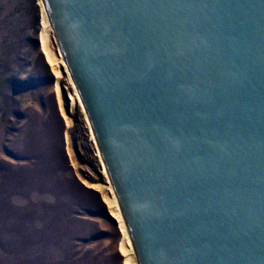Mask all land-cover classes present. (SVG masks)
<instances>
[{
    "label": "water",
    "instance_id": "95a60500",
    "mask_svg": "<svg viewBox=\"0 0 264 264\" xmlns=\"http://www.w3.org/2000/svg\"><path fill=\"white\" fill-rule=\"evenodd\" d=\"M137 264H264V0H43Z\"/></svg>",
    "mask_w": 264,
    "mask_h": 264
},
{
    "label": "rangeland",
    "instance_id": "374dc122",
    "mask_svg": "<svg viewBox=\"0 0 264 264\" xmlns=\"http://www.w3.org/2000/svg\"><path fill=\"white\" fill-rule=\"evenodd\" d=\"M41 3L0 0V264H128L132 245L54 34L53 63L43 52Z\"/></svg>",
    "mask_w": 264,
    "mask_h": 264
},
{
    "label": "bare ground",
    "instance_id": "6f19581e",
    "mask_svg": "<svg viewBox=\"0 0 264 264\" xmlns=\"http://www.w3.org/2000/svg\"><path fill=\"white\" fill-rule=\"evenodd\" d=\"M42 2V3H41ZM40 3L42 4V10H43V27H44V32H43V35H42V48H43V52L45 53V55H46V57H47V60L50 62V63H53V58H52V54H51V52L48 50V48H47V44H46V42H47V39H46V37H47V35H49V34H54V36H55V38H56V42L58 43V47H59V50H60V52H61V55H62V59H63V53H62V50H61V48H60V45H59V42H58V38H57V36H56V32H55V29H54V27L51 25V23L49 22V20H48V17H47V14H46V10H45V7H44V4H43V0H40ZM63 62H64V60H63ZM64 65H65V62H64ZM66 68H67V66H66ZM67 71H68V69H67ZM69 73V72H68ZM70 81L72 82V79H71V77H70ZM74 82H72L71 84L73 85V87H75L74 86V84H73ZM75 90H76V87H75ZM76 94H78L77 93V90H76ZM78 97H79V95H77ZM92 135H93V132H92ZM95 139V138H94ZM110 190H111V193H112V196H113V201H112V204H111V207H110V211H113L114 212V215H115V217L117 218V220H118V222H119V224H120V226H121V229H122V232H123V235H124V239L126 240V241H129L130 239H129V236H128V233H127V230H126V228H125V224H124V222H123V220H122V213H121V208H120V206H119V204H118V202H117V200H116V196H115V194H114V192H113V189H112V187L110 186ZM110 205V204H109ZM112 209V210H111ZM124 241V240H123ZM130 243H131V241H130ZM123 244V243H122ZM131 245H132V243H131ZM130 247V246H129ZM123 249V248H122ZM132 250V252L131 251H129V252H131L130 254H131V256H129L128 257V264H136L137 263V258H136V255H135V249L133 248V245H132V248H131ZM125 252V251H124ZM128 252V253H129ZM126 253V252H125ZM128 253H126V254H128Z\"/></svg>",
    "mask_w": 264,
    "mask_h": 264
}]
</instances>
